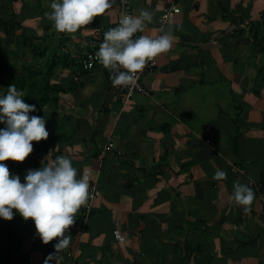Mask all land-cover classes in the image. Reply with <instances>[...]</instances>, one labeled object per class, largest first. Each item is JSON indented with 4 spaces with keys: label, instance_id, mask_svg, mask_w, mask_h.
I'll return each instance as SVG.
<instances>
[{
    "label": "crops",
    "instance_id": "0c3cea01",
    "mask_svg": "<svg viewBox=\"0 0 264 264\" xmlns=\"http://www.w3.org/2000/svg\"><path fill=\"white\" fill-rule=\"evenodd\" d=\"M129 1L134 14L155 11L141 34L171 27L174 42L143 79L150 94L125 105L103 65L85 67L98 35L119 21L120 0L74 33L54 28L50 0H6L0 12L19 22L15 35L53 37V81L63 87L43 108L49 136L24 161L9 159L10 174L23 182L65 155L89 177L54 264H264V0ZM173 6L180 11L161 25ZM218 168L226 177L213 178ZM94 181L100 194L86 218ZM237 181L255 192L247 212L231 199ZM13 211L0 217V264H44L60 237L44 243L34 219Z\"/></svg>",
    "mask_w": 264,
    "mask_h": 264
},
{
    "label": "clouds",
    "instance_id": "9594fccd",
    "mask_svg": "<svg viewBox=\"0 0 264 264\" xmlns=\"http://www.w3.org/2000/svg\"><path fill=\"white\" fill-rule=\"evenodd\" d=\"M112 0H50L47 13L58 32L74 33L88 25L95 16L105 13ZM155 11L141 9L138 14L123 12L116 26L104 33L95 56L111 73L113 85H130L138 70L159 54L169 50L174 42V30L169 27L156 36L141 34ZM149 95V94H148ZM23 89L13 83L6 93H0V217L12 219L13 209L25 219L33 218L37 234L44 243L60 237L44 264H54V258L66 248L71 234H65L75 222L76 212L88 195L89 177L78 176L70 157L59 155L40 168L29 169L23 182L19 174H10L3 161L9 158L24 161L33 151L32 141L49 136L46 120L31 115L36 105L24 100ZM226 177V170L217 169L214 179ZM255 197L248 183L234 182L231 199L249 211Z\"/></svg>",
    "mask_w": 264,
    "mask_h": 264
},
{
    "label": "trees",
    "instance_id": "16d2710c",
    "mask_svg": "<svg viewBox=\"0 0 264 264\" xmlns=\"http://www.w3.org/2000/svg\"><path fill=\"white\" fill-rule=\"evenodd\" d=\"M132 5V4H131ZM6 1L0 0V12L6 7ZM133 7V5H132ZM134 9V8H133ZM0 17V27H3L5 34H13L16 29L15 26L19 24L13 16L10 19ZM21 36L24 38L23 44L29 47L30 53L38 59H43L46 63L47 70L44 72L41 68L28 65L26 67L27 77L15 76L8 80L0 78V83L4 84L8 90V86L15 84L18 89H23L25 93L24 100L29 104L36 105V109L30 113L31 115H38L43 117V108L50 101L57 100L56 95L63 90V87L53 81V73L55 66L60 60L54 51L50 48L49 35L36 36L29 33L26 29H21ZM1 43V37H0ZM4 69V68H3ZM7 71V70H6ZM38 143V141H36Z\"/></svg>",
    "mask_w": 264,
    "mask_h": 264
},
{
    "label": "built area",
    "instance_id": "2783aa9c",
    "mask_svg": "<svg viewBox=\"0 0 264 264\" xmlns=\"http://www.w3.org/2000/svg\"><path fill=\"white\" fill-rule=\"evenodd\" d=\"M120 3H121V9H122L121 10V14L123 12H129V13L134 14V9H133V7H132V5H131L129 0H120ZM179 11H180V8L176 7V6L164 9L163 13L161 14L159 23L161 25L166 23V21L168 19L173 17V15L176 12H179ZM160 27H161V29L163 28V26H160ZM108 29H103V31H101V33L98 35L95 49L92 52H90L89 55H88L87 61L85 63V67H86V69L88 71H91L96 66L102 65L99 62V60L97 59V57L95 56V53L98 50L101 42L104 40V33ZM136 35H141V33L138 32ZM157 66H158L157 58L155 57L153 59H150L141 70H138V72H137V74L135 76L134 82L131 83L130 85H127V86H124V85H119V86L113 85L110 71L105 66H103V67H104V71H105L107 79H108L109 89L113 92V94L118 96L120 103L125 105V104H127V103H129L131 101L132 96L134 94H136V93L142 94V95L150 94L149 89L145 85L143 79H144V77L147 74L152 73L153 71H155ZM113 145H114V141L111 140L108 143V145L106 146L105 150H104L103 157L105 155V152L110 147H112ZM101 164H102V162H101ZM99 194H100V189L98 188L97 181H94L92 183V185H91L89 197H88V200H87L86 205H85L84 216L86 218L92 212L94 200L97 198V196ZM115 235L117 237H119V238L120 237L123 238L121 233H119V231H116Z\"/></svg>",
    "mask_w": 264,
    "mask_h": 264
},
{
    "label": "rangeland",
    "instance_id": "374dc122",
    "mask_svg": "<svg viewBox=\"0 0 264 264\" xmlns=\"http://www.w3.org/2000/svg\"><path fill=\"white\" fill-rule=\"evenodd\" d=\"M0 35L5 36L2 31L0 32ZM8 37H10V39H8L5 44L0 43V78L3 77L4 81L19 75L26 78L27 72L25 66L28 65H33L37 68L39 67L44 72L47 70L44 60L38 59L32 55V52L30 53L29 47H26V45L23 44L24 38L20 34L15 35L14 33L8 35ZM6 92V86L0 83V93ZM4 126L3 123H0V127ZM8 160L3 162L7 163ZM8 162L12 163V159ZM8 167L9 170L12 171L10 169L11 165Z\"/></svg>",
    "mask_w": 264,
    "mask_h": 264
}]
</instances>
